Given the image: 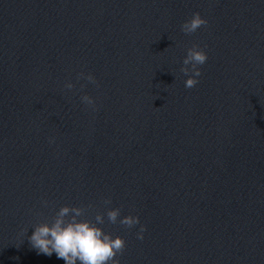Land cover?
Wrapping results in <instances>:
<instances>
[{
  "label": "water",
  "instance_id": "water-1",
  "mask_svg": "<svg viewBox=\"0 0 264 264\" xmlns=\"http://www.w3.org/2000/svg\"><path fill=\"white\" fill-rule=\"evenodd\" d=\"M229 1L0 0V264H66L29 240L63 205L144 225L189 92L183 60L193 44L206 51ZM195 12L208 24L186 35ZM105 219L126 240L120 264H135L140 224Z\"/></svg>",
  "mask_w": 264,
  "mask_h": 264
},
{
  "label": "clouds",
  "instance_id": "clouds-1",
  "mask_svg": "<svg viewBox=\"0 0 264 264\" xmlns=\"http://www.w3.org/2000/svg\"><path fill=\"white\" fill-rule=\"evenodd\" d=\"M208 24L207 19L199 12L193 13L192 17L181 25V31L186 35H192L201 27ZM208 60L207 52L199 45L193 44L187 50V55L183 60V67L180 71L188 77L185 87L188 89L196 87L199 77L202 75V65ZM85 79L87 82L99 87V82L91 73L80 72L77 80ZM85 85H82L83 88ZM65 89L72 90L75 84L71 81L65 83ZM81 101L89 106L95 107L96 101L90 95L81 96ZM50 143H55L54 138H50ZM45 206L48 202L44 201ZM105 206L112 204L111 198L103 201ZM87 207L63 205L51 218V222L44 221L34 226V233L29 237L30 243L38 254L42 253L51 256L57 254L58 259H63L66 264H120L118 256L123 255L126 249V240L122 236L113 237L112 233L106 232L102 225L107 222L111 224H121L127 229H132L140 224L138 215H127L121 219V208L108 207L105 212H97L94 219L84 218L89 209ZM147 226L140 224L138 239H143ZM27 232V229H24Z\"/></svg>",
  "mask_w": 264,
  "mask_h": 264
}]
</instances>
